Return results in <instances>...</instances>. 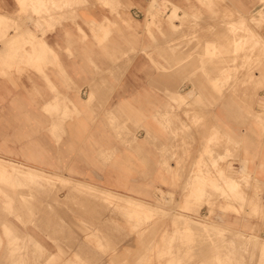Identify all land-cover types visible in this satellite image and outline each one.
Wrapping results in <instances>:
<instances>
[{
	"label": "crops",
	"instance_id": "crops-1",
	"mask_svg": "<svg viewBox=\"0 0 264 264\" xmlns=\"http://www.w3.org/2000/svg\"><path fill=\"white\" fill-rule=\"evenodd\" d=\"M5 1L14 13L15 2ZM149 1L122 0L117 15L96 5L81 12L84 22L62 11L56 17L63 20L38 31L0 25V35L8 28L0 39V158L151 202L160 191L180 199L195 175L202 188L206 180L217 187V174L232 186L246 176L248 203L264 201V88L243 100L238 83L228 92L206 82L217 80L222 60L197 70L195 42L213 41L200 33L208 25H126ZM18 31L30 32L15 53L8 42L22 36ZM39 43L46 49L33 61ZM236 192L232 201L236 194L239 201ZM230 221L254 226L234 213ZM6 246L0 234V255Z\"/></svg>",
	"mask_w": 264,
	"mask_h": 264
},
{
	"label": "rangeland",
	"instance_id": "rangeland-1",
	"mask_svg": "<svg viewBox=\"0 0 264 264\" xmlns=\"http://www.w3.org/2000/svg\"><path fill=\"white\" fill-rule=\"evenodd\" d=\"M13 1L16 4V11L12 14H8L6 10V1L0 0V25H33L35 31H38L41 25H55L58 19H59L58 21L63 20L62 17H56L57 14L59 15L62 11H64L67 14L70 13L67 15V17L70 16L69 17L70 19L68 18V20L70 21L79 20L82 22H84L85 20L83 19L81 12L83 11L87 12L96 5L108 7L109 11L112 14L114 13L117 15L116 8L121 7L122 0H40V1L39 0H13ZM262 2H264V0H176L175 2L172 0H150L147 3L144 14H142V16L140 15L139 18L135 17L132 19L131 17H129L126 25H140V24L142 25H208L207 29L202 30L200 33H202L201 35L203 39H207V40L213 39V41L210 43L207 42V44H204V42L200 40L195 42L196 43V53H198L199 64L201 66V68L197 70L201 71L202 73V71H204V68H205L204 66L206 62L214 60L215 58L216 59L221 58L222 59L221 62L217 63V71H218L217 80H213L211 83L210 79L206 77L205 78L206 82L208 81V84H212L213 86L216 85L215 82H217V85H221L223 87L222 88L223 91H228V92H230L231 90L230 86L236 85L238 83L240 87V91H241L240 92L241 95H238V97L242 98L243 100H247L248 98H251L250 95H248L252 93L251 91L262 90L264 88V54H263L264 53V42H263L264 41V11L260 9L261 8L260 4ZM41 13L43 16L41 15ZM172 14L179 15V17L173 18ZM241 17L246 18V21L248 22L247 24L249 25H236L238 22V21L236 22V20H239ZM52 18L53 20H51ZM37 19L40 21L39 24H37V21H38ZM214 25H221V26L220 27L218 26V29H216ZM91 28H92L91 32L92 34H94L95 31L93 30V27ZM7 29L8 28L4 27L3 32L1 31V33H3L1 37L3 39L4 38L6 39ZM247 29H248V32L246 33ZM239 30H241L240 32L242 33H240ZM80 33L82 34V36H84L81 30H80ZM234 33H236L237 36ZM253 33H255L256 35H254ZM238 35L240 36L244 35V36L239 38L240 36L238 37ZM257 35H259V37L262 38V42L260 44H255V39L258 38ZM20 37L15 38L16 40L14 39L15 40L13 41L14 43L9 46V49H14L15 53L22 51L23 46H24L23 36L21 37V39ZM252 41L253 43L250 44L249 42H252ZM214 43L215 44L217 43V45H215ZM210 44H213V45H210ZM259 45L260 47L258 48V50L259 49L260 50L256 52L255 50L257 48L255 49V47L256 46L258 47ZM261 47L263 50H261ZM42 49L43 50L46 49L43 44L37 45L36 48H34V45H33L31 60L34 59V57L32 56L38 55V51H41ZM249 50H251L252 53L251 51L249 52ZM254 52L256 55L255 54L251 55ZM259 52H261L260 53L261 57H258L257 59V57L255 56H257ZM246 54L249 56H247ZM251 61H252V64H250ZM259 62L260 64L257 65V63ZM218 65L219 66L222 65L221 74H219L220 68ZM255 65L257 66L256 69L254 67ZM253 67L254 69H252ZM251 69L253 71L255 70L254 72H259V75L262 78L260 77L254 78L252 76L253 74L252 75L250 74V77H251L250 82L253 85L251 86V84L249 83L250 84L249 86L248 82L245 81L247 80V78L246 76H244V74L247 75V72L251 71ZM237 73H239L240 75L239 78H236ZM241 75L244 76L245 80L243 78L241 79ZM253 78L256 79L255 81H258V82L253 81L254 80ZM244 82H247L248 85H246V83ZM219 96H221V94H219ZM116 136L119 137L120 133L116 134ZM14 164L16 167H19L20 170H13L12 168L11 170H7L6 167L4 168L3 171L0 170V181H2L0 182V188H1L0 190L4 194L3 195L2 192H0V225H1L0 234L4 236L6 239H8L7 246H9L5 249V253L0 255V260L3 261L2 263L0 261V264H3L7 260L8 262L7 263L5 262L6 264H15L16 261H17L16 264H21V263L22 264H27V263L28 264H40L42 263L41 261H43L42 264H45V263L46 264H240V263H237L238 260L239 261L242 260L246 262V260H248L247 258L249 257H251L249 258L250 262H246V263L241 262V264H247V263L248 264H260V263L264 264L261 262L262 260H264V254L259 255L258 253V251L261 250V246H259L258 243L260 244L262 243L261 245H264V235L260 236L262 232L264 233V201L262 200L260 196H258L257 199L255 196V197H252V200H250L252 203L254 202L255 203L254 204L248 203V200H246V195L244 196V193L241 190L243 182L245 185L248 184V180L246 176L244 177L243 181L238 182L240 186L238 187L240 188L239 201H237V198H236L237 194L235 195V200L233 199L232 201V198H231L232 195H230V192L228 193V190H230V186L229 185L227 186L226 184H224L225 179L222 178L223 176L220 174H217V178L221 180V183L220 184L218 183L217 187H215L214 185L209 184L207 180L206 181L204 180L205 183L208 184L206 188H202V184H200L199 182H196V176L198 175H195L192 181V188L191 187L187 188L188 184H186L185 185L186 188L181 189V193H182V195H180L181 198L177 200L173 197V195H170L169 193H163L161 191L159 193V198L155 199L153 202L141 201L138 199H134L132 197H128L118 192H113V191L109 192V195L112 198L115 197L116 199H120L121 203L124 202L123 199H128L130 201V204L132 205L140 206L141 204H146L147 206H150L153 209L152 213L153 214L155 213V215L153 214L146 215L144 213L132 212L127 207H125L123 203L117 205L112 200V198L106 196V194L101 195L96 192V190H105V192L108 193L107 189L89 185L85 183L83 180L74 179L70 177L69 175L48 173L38 168L29 167V166H25V165L17 164V163H14ZM24 168L34 169L35 174L37 173L36 176L32 174H26L25 172H28V171L24 172L23 170ZM204 168L206 169V171L209 169L205 165H204ZM241 171L245 173L244 168L241 169ZM206 174H209V173L206 172ZM240 177H241V174H240ZM36 178L39 180L36 181ZM82 185L92 186L93 189L85 191L86 192V195H85L84 190H83L84 193L82 192V189H83ZM195 185H198V187L195 188ZM1 186L4 188H2ZM74 187H76L78 190H75ZM17 188L18 190H16ZM46 188L48 191L46 190ZM22 190H24V192ZM4 191H6L7 193L9 191V193L6 194V192ZM78 191L84 196L78 193ZM24 193L26 196L24 195ZM89 193L91 194V196L88 197V195H90ZM253 193H256V190L255 192L253 191ZM19 194H21L23 197H21V195ZM55 194L57 196L56 197L57 200L55 198L52 199V197L55 196ZM92 194L96 196L94 197L92 196ZM15 198H17L16 199L17 201H15ZM45 198H47V201ZM48 198H51V199L49 200ZM58 198L60 202L59 203L60 209H57L59 206ZM84 198H86V200ZM51 200H53L54 202L53 205L56 208L53 205L50 206V204H52ZM80 200H82L83 202ZM20 201H22V203ZM14 202L15 204H13ZM16 202L18 205L20 204L19 207L16 204ZM47 203L49 205H47ZM9 207L11 208L13 207L12 211L16 213L11 214L14 212H10L11 210L10 209L8 210ZM16 207H18L19 210H17ZM46 207L47 208L49 207L48 209L50 210L46 209ZM92 207H94V209ZM4 208H6L7 210L6 212ZM51 208H53L54 210H57L58 214L60 215H58L57 212L55 213L53 209L51 210ZM67 209L69 210L68 213H67ZM92 209L93 211L91 215V211H88V210H92ZM196 210H197V213H196ZM48 211H50L51 214ZM86 211H88V213ZM95 211L96 213L94 214L93 212ZM156 211L157 212L159 211V215ZM3 212L5 213L8 212V213L4 214ZM75 212L77 214H75ZM160 212H163V213L161 214ZM61 213L64 215L61 216L62 215ZM232 213L239 215L240 219L243 217H247L248 219L254 222V226L252 228H249L248 226L246 227V225L242 221H240L239 223H235V225L232 227L231 221H230V215ZM98 214L101 216L100 218ZM48 215H50L49 218H46L48 217ZM51 215L53 219L59 216L57 219L60 218L61 221L63 222V223L62 222L60 223H62L63 225L58 223L60 220L58 222H56L57 221L56 220L55 221L56 223H54V221L52 222ZM80 215L82 217L85 216V219H83ZM93 215L94 216L98 215V216H96V219H94ZM90 216L91 218L89 220ZM92 217L94 221L96 220L97 222L95 221L94 223ZM174 217L177 219L181 218L180 220L182 219L183 220L180 222L178 221L179 219L177 220ZM86 218L89 221H87ZM188 218H189V221L192 223L188 221ZM3 219L4 221H7V222L5 223ZM170 219L172 220L175 219V220L171 221ZM8 221L10 222L9 224H8ZM47 221H50L49 224H51L52 228L50 227L49 229L48 227V229L49 231L51 230V232L46 230L47 227H45L44 228L45 230H43L42 232V228L40 227V225L44 227L43 224L46 225L48 223ZM81 221L82 222L84 221L85 223L87 222V224H84L83 222L84 224L83 225L81 224L82 223ZM98 221H101V222L98 223ZM103 221L106 222L104 223L105 225L108 224L109 226L110 224V227H108L107 225L106 226L101 225L103 224L102 223ZM175 221H178V222H176L175 224L174 223ZM194 221L195 222L197 221V223H195ZM1 222L4 224H8L9 227L11 226L14 231L12 230L11 227H10L11 229H9V227L6 225H4L3 227V224ZM199 222L202 224H200ZM34 223L35 225L40 223V225L36 227L34 226ZM97 223L99 225V228H97L98 227ZM65 224H68V225H65ZM88 225H90L91 228L90 226L88 228ZM202 225H204L205 227L208 226V228L205 229V227ZM5 226L8 228V230L7 228H5ZM57 226H59L58 227L59 229L57 228ZM61 226L63 228L65 227L64 229H68L70 226L71 227L73 226L72 229L74 230L77 228V226L78 228L82 226V228L81 229L77 228L78 230H75V231L73 230L74 232L72 231V229L70 230L69 228L70 232L67 230L68 233L70 234L73 233L75 235V238H74V235L71 234L73 237L69 239L71 235L69 236V234L67 233L69 237L67 235L64 236L67 231L63 232L62 231L63 228ZM188 226H190V228ZM103 227L105 228L102 230L101 228ZM83 228L85 229L83 230ZM96 228H97V231H96ZM106 228L107 229L109 228L108 229L109 235H107L108 233L106 232L107 231ZM148 228L149 230H147ZM56 229H58L60 234H63V237L62 235L60 236L58 232H56L57 231ZM6 231L8 232L7 234L11 232L10 234H12L13 236H16V234L21 231L20 235L23 237V234H24L25 239L20 238V240L17 239V241L16 239L13 240L12 236L10 238L9 237L10 235L7 236V234H5ZM22 231L24 232L23 234H22ZM103 231H105L106 233ZM145 231L146 232L149 231V232L146 233ZM55 232L58 233V237H56L57 234ZM79 232H81L82 234L81 233L78 234ZM93 232L96 235H94ZM51 233H53L52 235L55 236V238L57 239L53 238V236L50 235ZM100 233L101 234L103 233L104 235H101ZM143 233H146L148 235L143 234ZM208 233L210 234V237ZM236 233H238L239 239L243 237L242 240H239L238 238L235 239L236 237H238ZM28 234H30L31 238L28 237ZM200 234L201 235L203 234V236H201ZM76 235L78 238L76 237ZM142 235L143 236L146 235V236L141 237ZM108 236L111 237L110 240L108 239L109 238ZM231 237L232 238L234 237L233 239L237 240V243L236 241L234 242V240H231L230 239ZM140 238L145 239L143 240L144 242H140V243H143V246L139 243V241L141 240ZM27 239L31 240L32 242L31 241L29 242ZM99 239L102 243L103 242L104 243L101 244V242L98 241ZM243 239L246 241H244ZM52 240H57L58 242L52 241ZM73 240L74 242L75 241L76 242L71 243ZM247 240H248V243H246ZM60 241L61 243H59ZM78 241H80V244H81V241H84L85 243L83 242L80 245ZM117 241H119V243ZM238 241H243V243L238 242ZM65 242L66 243L68 242V244H71L69 245V247L72 246V248L70 249L67 246L68 244L65 245L67 247H63ZM230 242L231 243L233 242L232 245L230 244ZM244 242L246 243L245 247L244 245H242L244 244ZM193 243L195 244L194 246H193ZM223 243H226V245H224ZM21 244L24 245L23 247L25 248L24 249L22 247L23 252L20 248ZM29 244L32 246H30ZM38 244L40 245V247ZM248 244H250V246H247ZM252 244L255 246H252ZM15 245H16V248H15ZM56 245H60L61 249L63 250L59 249L60 247L57 248L58 246ZM83 245L85 246L82 247ZM12 246L14 248H12ZM18 246L19 248H17ZM25 246H27L28 248ZM78 246H80V248H82L83 250L78 249L79 248ZM223 246H225V248ZM246 246L248 249H245ZM32 247H34V249ZM102 247H104V251L102 250ZM234 247L237 249H241L242 251L234 249L235 251L234 252L233 251ZM242 247H244V249ZM84 248L86 249L87 253L84 252ZM89 248L91 251L89 250ZM19 249L21 250L23 255L18 251ZM230 249H232L231 250L233 252L232 255H231ZM14 250H15V254H14ZM30 250L38 251V252H34V255H33L32 254L33 252L30 253ZM169 250L170 251L175 250V251H171L172 252L171 253ZM228 250L231 256H234V253L238 255V251L240 252L238 257L237 255H235L237 257L236 260L230 256L228 257L226 256L227 254L229 255ZM243 250L246 254L243 253ZM252 250L253 252H251ZM89 251H90V256L88 253ZM94 251H95V254L93 253ZM139 251L143 253L140 254L138 253ZM226 251H227V254H226ZM16 252L17 253L19 252V253L16 254ZM101 252L103 253L101 254ZM241 252L244 255H242ZM46 254L48 256H50L51 254L50 258L47 257ZM87 254L89 256V259H87L88 258ZM96 254H98V256ZM218 254L220 256H217ZM248 254L251 256H249ZM14 255H15V259H14ZM30 255L31 256L33 255V256L30 257ZM208 255H210L209 259L211 260H208V257H209ZM240 255H242L244 257L243 259L245 260L242 259V256L240 258L239 257ZM21 256L22 258H20ZM80 256L82 257V259ZM235 256L234 258H236ZM33 257L35 259H33ZM85 257H86V260L84 259ZM111 257H114V258L111 259ZM223 257H225V259H223ZM229 257L234 260V263L231 262L232 260ZM19 258L21 259V261L19 260ZM31 259H33L35 263ZM94 259H95V262H94ZM113 260L114 262L115 261L116 262L113 263L112 262Z\"/></svg>",
	"mask_w": 264,
	"mask_h": 264
},
{
	"label": "bare ground",
	"instance_id": "bare-ground-1",
	"mask_svg": "<svg viewBox=\"0 0 264 264\" xmlns=\"http://www.w3.org/2000/svg\"><path fill=\"white\" fill-rule=\"evenodd\" d=\"M39 1H40V0H39ZM42 2H43V1H42ZM67 3H68V2H67ZM68 5H69V4H68ZM206 5H207V4H206ZM208 5H209V4H208ZM72 7H73V5H72ZM74 7H75V6H74ZM204 7H205V6H204ZM208 8H210V7H208ZM223 10H225V9H223ZM214 11H215V10H214ZM38 12H39V11H38ZM42 13H43V12H42ZM42 13H41V15H42ZM46 13H48V12H46ZM214 13H215V12H214ZM68 14H70V13H68ZM68 14H66V15H68ZM50 15H51V14H50ZM172 15H173V18H178V17H179V15H174V14H172ZM42 16H43V15H42ZM51 17H52V16H51ZM69 17H70V16H69ZM69 17H68V18H69ZM49 18H50V17H49ZM64 18H65V17H64ZM39 19H40V18H39ZM41 19H42V18H41ZM69 19H70V18H69ZM213 19H214V18H213ZM215 19H216V18H215ZM37 20H38V19H37ZM37 20H35V21H37ZM49 20H50V19H49ZM51 20H53V18H52ZM169 20H170V18H169ZM47 21H48V20H47ZM182 21H183V20H182ZM237 21H238V22H237ZM180 22H181V21H180ZM236 22H237L236 25H249V24H247L248 22L246 21V18H244V17H241L239 20H236ZM39 23H40V21L38 20V21H37V24H39ZM182 23H183V22H182ZM182 23H180V24H182ZM225 23H226V22H225ZM229 23H230V22H229ZM227 24H228V23H227ZM17 27H18V26H17ZM17 27H16V29H17ZM11 28H12V27H11ZM23 28H24V27H23ZM23 28H22V29H23ZM14 29H15V28H14ZM18 29H19V28H18ZM27 29H28V28H27ZM241 29H242V28H241ZM28 30H29V29H28ZM249 30H250V29H249ZM1 31L3 32V29H1ZM4 31H5V30H4ZM6 31H7V30H6ZM15 31H16V30H15ZM240 31H241V30H239V32H240ZM245 31H246V30H245ZM251 31H252V29H251ZM7 32H8V31H7ZM25 32H26L25 34L27 35V36H26V39H27V37H28V33H29L30 31H29V32L25 31ZM237 32H238V31H237ZM247 32H248V29H247L246 33H247ZM4 33H5V32H4ZM13 33H15V32H13ZM17 33H20V31H18ZM240 33H242V32H240ZM240 33H238V34H240ZM243 33H245V32H243ZM1 34H3V33H1ZM20 34H22V33H20ZM20 34H18V35H20ZM25 34H24V33L22 34L23 38H24ZM234 34L237 36L236 33H234ZM253 34L256 35L255 33H253ZM4 35H5V34H4ZM12 35H13V34H12ZM16 35H17V34H16ZM235 35H234V36H235ZM246 35H247V34H246ZM246 35H245V36H246ZM0 36H1V35H0ZM9 36H10V35H9ZM9 36H8V37H9ZM13 36H14V35H13ZM20 36H21V35H20ZM20 36H19V37H20ZM22 36H21V37H22ZM239 36H240V35H238V37H239ZM243 36H244V35L240 36L239 38H241V37H243ZM257 36H258V38L255 39V44H260V43L262 42V38L259 37V35H257ZM11 37H12V36H11ZM15 37H16V36H15ZM17 37H18V36H17ZM21 37H20V39H21ZM33 37H34V36H33ZM1 39H3V38L1 37ZM4 39H5V38H4ZM4 39H3V40H4ZM14 39H15V38H14ZM24 39H25V38H24ZM34 39H35V38H34ZM15 40H16V39H15ZM15 40H14V41H15ZM17 40H18V39H17ZM9 41H10V42H8V40H7L9 46L12 45V44L14 43L13 40H12V38H10ZM253 41H254V39H253ZM253 41H252V42H249V43L252 44ZM3 42H4V41H2V43H3ZM7 42L5 41V44H6ZM25 42L28 43V42H30V41L27 42V40H25ZM37 42H38V41H37ZM263 42H264V41H263ZM2 43H1V44H2ZM40 44L42 45V43H39L38 45H40ZM250 44H249V46H250ZM3 45H4V44H3ZM5 46H6V45H4V47H5ZM259 47H260V45H259L258 47H257V46L255 47V49L257 48V49L255 50L256 52H258V51L260 50V49L258 50ZM5 50H6V49H5ZM251 50H252V49H251ZM251 50H249V52H250ZM253 50H254V49H253ZM261 50H263L262 47H261ZM209 51H210V50H209ZM249 52H248V53H249ZM262 52H263V51H262ZM251 53H252V51H251ZM260 53H261V52H259V53L257 54V56H255V57H257V59H258V57H261ZM254 54H255V52H254L253 54H251V55H254ZM263 54H264V53H263ZM263 54H262V55H263ZM246 55H247V54H246ZM255 55H256V54H255ZM258 55H260V56H258ZM247 56H249V55H247ZM252 59H254V58H252ZM255 59H256V58H255ZM259 59H260V58H259ZM252 61H253V60H252ZM252 61H251L250 64H252ZM254 61H255V60H254ZM260 61H261V60H260ZM258 64H260V62L257 63V65H258ZM248 66H250V65H248ZM254 67H255V69H256L257 66L255 65ZM254 67H253L252 69H254ZM248 68H249V67H248ZM252 69H251V71H248V72H247V75L244 74V76H246L247 80L244 79V76H243V75L241 76V79L243 78L245 81L248 82V84H249V83L251 84V82H250V78H251V77H250V74L252 75L253 72L255 71V70L253 71ZM252 71H253V72H252ZM251 72H252V73H251ZM254 73H255V72H254ZM241 74H242V73H241ZM257 75H258V74H257ZM252 76H253V75H252ZM258 76H259V75H258ZM254 78H256V77H254ZM254 78H253V79H254ZM255 80H256V79H254L253 81H255ZM238 81H239V79H238ZM247 82H244V83H246V85H248ZM255 82H258V81H255ZM250 84H249V86H250ZM252 85H253V84H251V86H252ZM190 90H191V89H190ZM192 91H193V89H192ZM196 91H197V90H196ZM187 92H188V91H187ZM190 92H191V91H190ZM190 92H189V93H190ZM181 93H183V92H181ZM178 94H180V93H178ZM191 94H192V93H191ZM182 95H183V94H182ZM185 95H187L186 92H185ZM193 95H194V93H193ZM193 95H192V96H193ZM198 96H199V95H198ZM195 97L197 98V95H196ZM190 98H191V97H190ZM185 100L187 101V99H184V102H185ZM198 100H199V99H198ZM84 101H85V100H84ZM182 102H183V101H182ZM188 102H189V101H187L186 103H188ZM191 102H192V101H191ZM195 102H196V101H195ZM200 103H201V102H200ZM181 104H185V103H181ZM201 104H202V103H201ZM21 166H22V165H21ZM5 167L7 168V170H11V168H12L13 170H20L19 167H16L14 163H11L10 161H7V160H5V159H1V158H0V170L3 171ZM23 170H24V172H25V171H28V172H25L26 174H32V175H34V176H36V174H37V173L35 174L34 169H32V168H24ZM9 172H10V171H9ZM238 173H239V172H238ZM240 173L242 174L243 171H241ZM244 174H245V173H244ZM40 176H41V175H40ZM227 176H228V175H226V177H227ZM233 176H234V175H233ZM235 176H236V175H235ZM43 177H44V176H43ZM229 177H232V176H229ZM229 177H228V178H229ZM38 178H39V177H38ZM46 178H47V177H46ZM49 178H50V177H49ZM222 178H223V177H222ZM39 179H40V178H39ZM39 179L36 178V181L39 180ZM42 179H43V178H42ZM230 180H232V179H230V178L227 179V180L225 179V180H224V181H225L224 184H226L227 186H228V185L230 186V190H228V193L230 192V195H232V192L235 193V192L238 190V187H240V186H239L238 182L235 183V184L232 186V183H231ZM234 180H235V179H234ZM43 181H45V180H43ZM49 181H50V180H49ZM232 181H233V180H232ZM0 182H2V181H0ZM46 182H47V181H46ZM234 182H236V181H234ZM48 183H49V182H48ZM76 186H77V185H76ZM1 187H2V186H1ZM2 188H4V187H2ZM15 188H16V187H15ZM82 188H83V189H82V192H83V190H84V192H85V191H87V190H92V189H93L92 186H88V185H84V186L82 185ZM0 189H1V188H0ZM5 189H6V188H5ZM19 189H20V188H19ZM49 189H50V188H49ZM74 189H75V190H78L76 187H74ZM3 190H4V189H3ZM16 190H18V188H17ZM24 190H25V189H24ZM24 190H22V191L24 192ZM46 190H47V188H46ZM239 190H240V188H239ZM22 191H21V192H22ZM25 191H26V190H25ZM28 191H29V190H28ZM47 191H48V190H47ZM72 191H74V190H72ZM0 192H2V191L0 190ZM4 192H6V191H4ZM15 192H16V191H15ZM50 192H51V191H50ZM84 192H83V193H84ZM96 192L99 193V194H101V195H102V194H103V195L106 194V196L112 198V197L109 195V192H110L109 190H107L108 193H106L105 190H96ZM8 193H9V191H8ZM8 193L6 192V194H8ZM16 193H17V192H16ZM16 193H15V194H16ZM78 193H80V192L78 191ZM94 193H95V192H94ZM2 194H3V192H2ZM6 194H5V195H6ZM15 194H14V195H15ZM27 194H28V193H27ZM80 194H81V193H80ZM80 194H79V195H80ZM89 194H90V193H89ZM3 195H4V194H3ZM12 195H13V194H12ZM12 195H11V196H12ZM19 195H21V194H19ZM24 195H25V193H24ZM74 195H75V194H74ZM79 195H78V196H79ZM81 195H83V194H81ZM85 195H86V192H85ZM25 196H26V195H25ZM83 196H84V195H83ZM89 196H91V194L88 195V197H89ZM92 196L95 197L96 195H93V194H92ZM7 197H8V196H7ZM13 197H14V196H13ZM21 197H23V196L21 195ZM56 197H57V196H56V194H55V196H53L52 199L55 198V199L57 200ZM80 197H81V196H80ZM85 197H86V196H85ZM98 197H99V196H98ZM98 197H97V198H98ZM228 197H229V196H228ZM18 198H19V197H18ZM78 198H79V197H78ZM81 198H82V197H81ZM16 199H17V198H15V201H17ZM45 199H46V201H47V198H45ZM48 199L50 200L51 198H48ZM84 199L86 200V198H84ZM87 199H89V198H87ZM21 200H23V199H21ZM24 200H25V199H24ZM56 200H54V201H56ZM112 200H113L117 205L123 203L124 206L127 207V208H128L130 211H132V212H135V213H144V214H146V215H151V214H153V213H152V212H153V209H152L150 206H147L146 204H141L140 206H139V205H132V204H130V201H129L128 199H123L124 202L121 203V202H120V199H116L115 197L112 198ZM244 200H245V199H244ZM251 200H252V199H251ZM18 201H19V200H18ZM51 201H52V204H50V206H52V205L54 204L53 200H51ZM80 201H82V200H80ZM213 201H214V200H213ZM20 202L22 203V201H20ZM82 202H83V201H82ZM45 203H46V202H45ZM48 203H49V202H48ZM48 203H47V205H49ZM59 203H60V202H59V198H58V205H59V206L56 205V206H58L57 209H60V204H59ZM4 204H6V203H4ZM13 204H15V202H14ZM16 204H17V202H16ZM211 204H212V202H211ZM17 205H18V204H17ZM9 206H10V205H9ZM11 206H12V205H11ZM19 206H20V204L18 205V207H19ZM50 206H49V207H50ZM53 206H54V205H53ZM257 206H258V204H257ZM259 206H260V205H259ZM13 207H14V205H13ZM13 207H12V208H13ZM18 207H16L17 210H19ZM21 207H22V205H21ZM49 207H48V208H49ZM54 207H55V206H54ZM62 207H63V206H62ZM12 208L9 207L8 210L10 209V210H11L10 212H14V211H12ZM48 208L46 207V209H48ZM55 208H56V207H55ZM92 208L94 209V207H92ZM153 208H154V207H153ZM156 208H157V207H156ZM156 208H155V209H156ZM4 209H5V212H6V211H7L6 208H4ZM52 209H53V208H51V210H52ZM65 209H66V207H65ZM90 209H91V208H90ZM93 209H92V210H88V211H91V215H92V211H93ZM158 209H159V208H158ZM158 209H157V210H158ZM1 210H2V209H1ZM48 210H50V209H48ZM53 210H54V209H53ZM112 210H113V209H112ZM193 210H194V209H193ZM2 211H3V210H2ZM54 211H55V213L57 212V214H58V211H57V210H54ZM54 211H52V212H54ZM68 211H69V210L67 209V213H68ZM88 211H86V212L88 213ZM160 211H161V210H160ZM194 211H195V210H194ZM5 212H3V213H4V214H7V213H8V212H7V213H5ZM19 212H20V211H19ZM45 212H46V211H45ZM48 212L51 214L50 211H48ZM61 212H62V211H61ZM97 212H99V211H97ZM156 212H157V211H156ZM15 213H16V212L11 213V214H15ZM55 213H54V214H55ZM64 213H65V212H64ZM71 213H72V212H71ZM89 213H90V212H89ZM93 213L95 214L96 211L93 212ZM157 213H158V215H159V211H158ZM157 213H156V215H157ZM160 213L162 214L163 212H160ZM196 213H197V210H196ZM211 213H212V212H211ZM17 214H18V213H17ZM61 214H62V213H61ZM65 214H66V213H65ZM75 214H77V213L75 212ZM99 214H100V213H99ZM99 214H98V215H99ZM161 214H160V215H161ZM23 215H24V214H23ZM45 215H47V214H45ZM58 215H60V214H58ZM63 215H64V214H62L61 216H63ZM98 215H95V216L93 215L94 219H96V216H98ZM141 215H142V214H141ZM153 215H155V213H154ZM10 216H11V215H10ZM17 216H18V215H17ZM20 216H21V215H20ZM49 216H50V215H48V217H46V218H49ZM53 216H54V215H53ZM69 216H70V215H69ZM78 216H79V215H78ZM80 216H81V215H80ZM163 216H164V215H163ZM18 217H19V216H18ZM21 217H22V216H21ZM21 217H20V218H21ZM51 217H52V215H51ZM58 217H59V216H58ZM58 217H57V218H58ZM64 217H66V216H64ZM64 217H63V218H64ZM81 217H82V216H81ZM93 217H92V219H93ZM100 217H101V216L99 215V218H100ZM156 217H157V216H156ZM167 217H168V216H167ZM4 218H5V217H4ZM57 218L53 219V217H52V219H51L52 222L54 221V223H56V222H58L59 220H60V221H59L58 223L62 222L60 218H59V219H57ZM61 218H62V217H61ZM72 218H73V217H72ZM82 218L85 219V216L82 217ZM90 218H91V216L89 217V220H90ZM97 218H98V217H97ZM132 218H133V217H132ZM157 218H158V217H157ZM170 218H172V217H170ZM174 218H175V217H174ZM185 218H186V217H185ZM18 219H19V218H18ZM92 219H91V221H92ZM94 219H93V222L95 223L96 220L94 221ZM158 219H159V218H158ZM175 219H177V218H175ZM175 219H173V220H175ZM178 219H179V218H178ZM178 219H177V220H178ZM180 219H181V218H180ZM180 219H179L178 221L181 222L183 219H182V220H180ZM56 220H57V221H56ZM80 220H81V219H80ZM80 220H79V221H80ZM86 220H87V218H86ZM89 220H87V221H89ZM170 220L173 221L172 219H170ZM1 221H2V220H1ZM3 221H4V219H3ZM55 221H56V222H55ZM79 221H78V222H79ZM91 221H90V222H91ZM178 221H175L174 223L176 224V222H178ZM188 221H189V218H188ZM188 221H187V223H188ZM191 221H192V220H191ZM4 222L6 223L7 221H4ZM47 222H48V223H47ZM47 222H45V223L49 224L50 221H47ZM52 222H51V223H52ZM64 222H66V221H64ZM67 222H68V221H67ZM81 222H82V221H81ZM83 222H84V221H83ZM83 222H82L81 224H83ZM96 222H97V221H96ZM99 222H101V221H98V223H99ZM189 222H190V221H189ZM194 222H195V221H194ZM1 223H2V222H1ZM9 223H10V222L8 221V224H9ZM58 223H57V224H58ZM62 223H63V222H62ZM62 223H60V224H62ZM76 223H77V222H76ZM98 223H97V226H98L97 228H99ZM102 223H103V224H101V223H100V224H101V225H105L104 223H106V222L103 221ZM145 223H146V222H145ZM154 223H156V222H154ZM154 223H153V224H154ZM190 223H192V222H190ZM195 223H197V221H196ZM199 223H200V222H199ZM199 223H198V224H199ZM2 224H3V227H4V225L8 226V224H4V223H2ZM47 224H46V225H47ZM69 224H70V223H69ZM79 224H80V223H79ZM81 224H80V225H81ZM84 224H87V222H86V223L84 222ZM84 224H83V225H84ZM181 224H182V223H181ZM200 224H202V223H200ZM39 225H40V223L37 224V225H35V223H34V226H36V227L39 226ZM43 225H44V227L40 225V227L42 228V232H43V230H45V229H44L45 227H47L46 230L49 231V229H50V227H51V224H49L50 226H49V225L46 226L45 224H43ZM62 225H63V224H62ZM65 225H68V224H65ZM65 225H64V226H65ZM93 225H94V224H93ZM106 225L108 226V224H106ZM106 225H105V226H106ZM179 225H180V223H179ZM185 225H186V224H185ZM0 226H1V225H0ZM6 226H5V228H7ZM54 226H56V225H54ZM89 226H90V225H88V228H89ZM95 226H96V225H95ZM186 226H187V225H186ZM202 226H204V225H202ZM202 226H201V227H202ZM8 227H9V226H8ZM10 227H11V226H10ZM10 227H9V229L12 228V227H11V228H10ZM48 227H49V229H48ZM58 227H59V226H57V228H58ZM61 227H62V226H61ZM66 227H67V226H66ZM108 227H110V224H109ZM181 227H182V225H181ZM188 227L190 228V226H188ZM199 227H200V226H199ZM204 227H205V226H204ZM51 228H52V227H51ZM54 228H55V227H54ZM62 228H63V227H62ZM64 228H65V227H64ZM64 228H63V230L61 229L63 232H66L67 230L70 232V230L73 228V226H72V227H71V226L69 227L70 230H69V228H68V229H64ZM77 228H78V226H77ZM77 228H76L75 230L81 229L82 226H81L80 228H78V229H77ZM86 228H87V226H86ZM90 228H91V226H90ZM97 228H96V231H97ZM104 228H105V227H103V228H101V229L103 230ZM202 228H203V227H202ZM206 228H208V226H206L205 229H206ZM58 229H59V228H58ZM58 229H56L57 231H56V230H55V231L58 232V233L60 234V232L58 231ZM84 229H85V228H83V230H84ZM101 229H100V230H101ZM108 229H109V228H108ZM108 229L106 228V230H107L106 232L108 233L107 235H109ZM113 229H114V228H113ZM151 229H152V228H151ZM7 230H8V228H7ZM12 230H13V228H12ZM12 230H10V231H12ZM40 230H41V229H40ZM52 230H53V229H52ZM73 230H74V229H72V231H73ZM75 230H74V231H75ZM100 230H99V231H100ZM102 230H101V231H102ZM115 230H116V229H115ZM147 230H149V228H148ZM157 230H158V229H157ZM190 230H191V229H190ZM13 231H14V230H13ZM68 231L66 232V234L64 233V234H65L64 236H66V235L68 236V234H69V236H70L71 234H73V233H71V234L68 233ZM72 231H71V232H72ZM74 231H73V232H74ZM94 231H95V230H94ZM111 231H112V230H111ZM143 231H144V230H143ZM191 231H192V230H191ZM207 231H208V230H207ZM49 232H51V230H50ZM56 232H55V233H56ZM81 232H82V231H81ZM81 232H79L78 234H80ZM86 232H87V231H86ZM103 232H105V231H103ZM106 232H105V233H106ZM145 232H146V231H145ZM148 232H149V231H147L146 233H148ZM7 233H8V232L6 231L5 234H7ZM10 233H11V232H10ZM10 233L7 234V236L10 235L9 237L11 238V236H13V235L10 234ZM53 233H54V232H53ZM53 233H51L50 235H52ZM58 233H56V234H57L56 237H58ZM67 233H68V234H67ZM84 233H85V232H84ZM90 233H92V232H90ZM93 233H94V232H93ZM146 233H143V234H146ZM190 233H191V232H190ZM56 234H54V235H56ZM81 234H82V233H81ZM98 234H99V233H98ZM98 234H97V235H98ZM100 234H101V233H100ZM110 234H112V233H110ZM185 234H186V233H185ZM208 234H209V233H208ZM208 234H207V236H208ZM236 234L238 235V233H236ZM236 234H235V235H236ZM19 235H20V233H19ZM23 235H24V234H23ZM61 235H62V237H63V234H60V236H61ZM73 235H74V234H73ZM87 235H88V234H87ZM94 235H96V234L94 233ZM94 235H92V236H94ZM101 235H104V234L102 233ZM146 235H148V234H146ZM146 235H144V236L142 235L141 237H145ZM197 235H198V234H197ZM200 235H201V234H200ZM200 235H199V236H200ZM17 236H18V235H17ZM17 236H16V238L19 237V236H18V237H17ZM28 236H29V235H28ZM52 236H53V235H52ZM69 236H68V237H69ZM201 236H203V234H202ZM201 236H200V237H201ZM240 236H241V235H240ZM21 237H22V236H21ZM44 237H45V236H44ZM71 237H73V236L71 235V236L69 237V239H70ZM76 237H77V235H76ZM84 237H85V235H84ZM96 237H97V236H96ZM108 237H109V238H108ZM108 237H106V238H108V239L110 240L111 237H110V236H108ZM209 237H210V234H209ZM14 238H15V237H14ZM14 238H12V239L14 240ZM46 238H47V237H46ZM53 238H55V236H53ZM74 238H75V235H74ZM77 238H78V237H77ZM97 238H98V237H97ZM102 238H103V237H102ZM203 238H204V237H203ZM233 238H234V237H233ZM233 238L231 237L230 239H231V240H234V242L236 241V243H237V240H235V239H237V238L239 239V235H238V237H236L235 239H233ZM242 238H243V237H242ZM242 238L239 239V240H242ZM247 238H248V237H247ZM18 239H19V238H18ZM55 239H57V238H55ZM140 239H141V238H140ZM206 239H207V238H206ZM230 239H229V240H230ZM248 239H249V238H248ZM7 240H8V239H7ZM27 240H28V239H27ZM50 240H51V239H50ZM119 240H120V239H119ZM143 240H145V239H144V238L141 239V240L139 241V243H140V242H144ZM231 240H230V241H231ZM243 240H244V239H243ZM11 241H12V240H11ZM16 241H17V239H16ZM28 241L30 242L31 240H28ZM33 241H34V239H33ZM52 241H57V240H52ZM98 241H100V239H99ZM102 241H103V240H102ZM106 241H107V240H106ZM120 241H121V240H120ZM244 241H246V240H244ZM252 241H253V240H252ZM252 241H251V242H252ZM21 242H22V241H21ZM24 242H25V241H24ZM31 242H32V241H31ZM57 242H58V241H57ZM70 242H71V241H70ZM73 242H74V240H73L71 243H73ZM75 242H76V241H75ZM75 242H74V243H75ZM78 242H79V244H80V241H78ZM83 242H84V241H81V244H82ZM95 242H96V241H95ZM100 242H101V241H100ZM117 242L119 243V241H117ZM238 242L243 243V241H238ZM254 242H255V241H254ZM259 242H260V241H259ZM11 243H12V242H11ZM15 243H16V242H15ZM33 243H34V242H33ZM59 243H61V241H60ZM62 243H63V242H62ZM84 243H85V242H84ZM97 243H98V242H97ZM103 243H104V242H103ZM103 243L101 242V244H103ZM232 243H233V242H232ZM232 243L230 242L231 245H232ZM246 243H248V240H247ZM246 243L244 242V244H242V245H244V247H245V244H246ZM249 243H250V242H249ZM252 243H253V242H252ZM4 244H6V243H4ZM34 244H35V243H34ZM67 244H68V242H67V243L65 242V244L63 245V247H67V246L69 247V245H71V244H68V245H67ZM81 244H80V245H81ZM107 244H108V243H107ZM116 244H117V243H116ZM125 244H126V243H125ZM125 244H124V245H125ZM140 244L143 246V243H140ZM223 244L226 245V243H223ZM254 244H255V243H254ZM258 244H259V246H261V250L258 251L259 255L264 254V245H261L262 243H261V244L258 243ZM12 245H14V244H12ZM29 245H30V244H29ZM38 245H39V244H38ZM65 245H67V246H65ZM77 245H78V243H77ZM86 245H87V244H86ZM112 245H114V244H112ZM112 245H111V246H112ZM194 245H195V244L193 243V246H194ZM233 245H234V244H233ZM23 246H24V245H22V244H21V246H20L22 252H23V249H22ZM30 246H32V245H30ZM56 246H58L57 248L60 247L59 249H61L62 244H61V246H60V245H56ZM84 246H85V245H83L82 247H84ZM100 246H101V245H100ZM107 246H108V245H107ZM145 246H146V245H145ZM237 246H238V245H237ZM237 246H235V247H237ZM247 246H250V244H248ZM247 246H246L245 249H248ZM252 246H255V245L252 244ZM3 247H4V246H3ZM8 247H9V246H8ZM25 247H27V246H25ZM39 247H40V245H39ZM78 247H79L78 249H82V248H80V246H78ZM105 247H106V246H105ZM223 247L225 248V246H223ZM235 247L233 248V251H234V249H237V248H235ZM244 247H242V248L244 249ZM6 248H7V246H6ZM6 248H5V249H6ZM12 248H14V247L12 246ZM15 248H16V245H15ZM17 248H19V246H18ZM23 248H24V247H23ZM27 248H28V247H27ZM32 248L34 249V247H32ZM69 248L71 249L72 246L69 247ZM75 248H76V246H75ZM87 248H88V247H87ZM110 248H111V247H110ZM142 248H143V247H142ZM259 248H260V247H259ZM24 249H25V248H24ZM30 249H31V247H30ZM95 249H96V248H95ZM105 249H106V248H105ZM108 249H109V247H108ZM249 249H250V248H249ZM253 249H254V248H253ZM15 250H16V249H15ZM15 250H14V254H15ZM21 250L19 249L18 251L23 255V253L21 252ZM61 250H63V249H61ZM67 250H68V249H67ZM82 250H83V249H82ZM89 250H90V248H89ZM102 250L104 251V247H102ZM106 250H107V249H106ZM142 250H143V249H142ZM148 250H149V249H148ZM224 250H225V249H224ZM231 250H232V249H230V251H231ZM237 250H241V249H237ZM237 250H236V251H237ZM16 251H17V250H16ZM73 251H74V250H73ZM75 251H76V250H75ZM90 251H91V250H90ZM90 251L88 252V253H89V256H90ZM169 251H170V250H169ZM169 251H168V252H169ZM171 251H175V250H171ZM171 251H170V252H171ZM176 251H177V250H176ZM179 251H180V250H179ZM183 251H184V250H183ZM217 251H219V250H217ZM241 251H242V250H241ZM245 251H246V250H245ZM7 252H8V250H7ZM19 252H18V253H19ZM24 252H26V251H24ZM31 252H33L32 254L34 255V252H38V251H31V250H30V253H31ZM46 252H47V251H46ZM58 252H59V251H58ZM60 252H61V251H60ZM63 252H64V251H63ZM63 252H62V253H63ZM81 252H82V251H81ZM81 252H80V253H81ZM84 252H86V249H85V248H84ZM127 252H128V251H127ZM181 252H182V250H181ZM228 252H229V250H228ZM234 252H235V251H234ZM246 252H247V251H246ZM251 252H253V250H252ZM251 252H250V254H251ZM256 252H257V250H256ZM3 253H5V251H3ZM18 253L16 252V254H18ZM86 253H87V252H86ZM93 253L95 254V251H94ZM93 253H91V254H93ZM102 253H103V252H101V254H102ZM138 253L142 254L143 252L141 253V252L139 251ZM171 253H172V252H171ZM232 253H233V252L231 251V255H232ZM243 253L246 254V253L244 252V250H243ZM243 253L241 252L242 255H244ZM248 253H249V251H248ZM254 253H255V252H254ZM6 254H7V253H6ZM9 254H10V253H9ZM21 254H20V255H21ZM25 254H27V253H25ZM48 254H49V253H48ZM63 254H64V253H63ZM75 254H76V253H75ZM128 254H129V253H128ZM140 254H139V255H140ZM169 254H170V253H169ZM226 254H227V251H226ZM239 254H240V252L238 251V255H239ZM1 255H2V253H1ZM4 255H5V254H4ZM33 255H32V256H33ZM36 255H37V254H36ZM46 255H47V254H46ZM52 255H54V254H52ZM61 255H62V254H61ZM80 255H81V254H80ZM83 255H85V254H83ZM83 255H82V256H83ZM96 255L98 256V254H96ZM134 255H135V254H134ZM231 255H230V252H229V255L227 254L226 256H227V257L230 256V257H232V258L235 259V260H236L237 257H238V255L235 254V253H234V256L237 255V257L235 256L236 258H234V256H231ZM242 255H240L239 257L241 258ZM248 255H249V254H248ZM259 255H258V256H259ZM26 256H27V255H26ZM32 256L30 255V257H32ZM50 256H51V254H50ZM50 256L47 255V257H49V258H50ZM64 256H65V255H64ZM64 256H63V257H64ZM87 256H88V254H87ZM87 256H86V257H87ZM89 256H88L87 259H89ZM136 256H137V254H136ZM208 256H209V257H208V260H211V259H209V258H210V255H208ZM217 256H220V255L218 254ZM217 256H216V257H217ZM226 256H225V257H226ZM249 256H251V255H249ZM253 256H254V255H253ZM36 257H38V256H36ZM80 257H81V256H80ZM86 257L84 258L85 260H86ZM92 257H93V255H92ZM101 257H102V255H101ZM212 257H213V256H212ZM225 257H223V259H225ZM230 257H229V258H230ZM2 258H3V256H2ZM17 258H18V257H17ZM20 258H22V256H21ZM20 258H19V260L21 261ZM24 258H26V257H24ZM24 258H23V259H24ZM99 258H100V257H99ZM113 258H114V257H111V259H113ZM126 258H127V257H126ZM135 258H136V257H135ZM173 258H174V257H173ZM213 258H214V257H213ZM218 258H219V257H218ZM218 258H217V259H218ZM229 258H228V259H229ZM243 258H244V257L242 256V259H243ZM245 258H246V257H245ZM249 258H251V257H249ZM249 258H247L248 260H246V262H250V261H249ZM7 259H9V258H7ZM14 259H15V255H14ZM33 259H35V258L33 257ZM33 259H31V260H33ZM81 259H82V257H81ZM84 259H83V260H84ZM90 259H91V257H90ZM215 259H216V258H215ZM230 259H231V258H230ZM233 259H231L232 261H231V260H229V261H231V262L234 263V260H233ZM258 259H259V258H258ZM260 259H261V258H260ZM3 260H4V259H3ZM11 260H13V259H11ZM36 260H37V259H36ZM45 260H46V259H45ZM64 260H65V259H64ZM208 260H207V261H208ZM226 260H227V258H226ZM226 260H225V262H226ZM240 260H241V259H240ZM243 260H245V259H243ZM0 261H1V260H0ZM20 261H19V262H20ZM24 261H25V260H24ZM33 261H34V260H33ZM37 261H38V260H37ZM40 261H41V259H40ZM46 261H47V260H46ZM52 261H53V260H52ZM67 261H68V260H67ZM90 261H91V260H90ZM102 261H103V260H102ZM126 261H127V260H126ZM229 261H228V262H229ZM238 261H239V260H238ZM238 261H237V263H240V264H241V262H242V263H246L245 261H242V260L239 261V262H238ZM258 261H259V260H258ZM263 261H264V260H262L261 262L264 263ZM2 262H3V261H1V263H2ZM5 262L7 263L8 260L5 261ZM5 262H4V263H5ZM41 262L43 263V261H41ZM68 262H69V261H68ZM84 262H85V261H84ZM86 262H87V261H86ZM94 262H95V259H94ZM94 262H92V263H94ZM112 262L115 263L116 261L114 262V260H113ZM4 263H3V264H4ZM6 263H5V264H6ZM16 263H17V261H16ZM16 263H15V264H16ZM20 263H21V262H20ZM23 263H25V262H23ZM34 263H35V261H34ZM38 263H39V262H38ZM42 263H40V264H42ZM50 263H51V262H50ZM61 263H62V262H61ZM88 263H89V262H88ZM127 263H128V262H127ZM235 263H236V262H235ZM257 263H258V262H257ZM259 263H260V262H259ZM21 264H22V263H21ZM27 264H28V263H27ZM45 264H46V263H45ZM247 264H248V263H247ZM260 264H261V263H260Z\"/></svg>",
	"mask_w": 264,
	"mask_h": 264
},
{
	"label": "built area",
	"instance_id": "built-area-1",
	"mask_svg": "<svg viewBox=\"0 0 264 264\" xmlns=\"http://www.w3.org/2000/svg\"><path fill=\"white\" fill-rule=\"evenodd\" d=\"M260 7H261L260 9L264 11V2H262V3L260 4Z\"/></svg>",
	"mask_w": 264,
	"mask_h": 264
}]
</instances>
